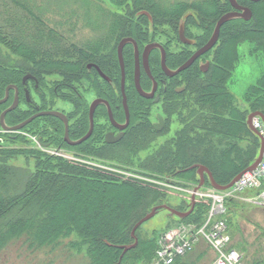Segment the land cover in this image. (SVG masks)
<instances>
[{"label": "rangeland", "instance_id": "1", "mask_svg": "<svg viewBox=\"0 0 264 264\" xmlns=\"http://www.w3.org/2000/svg\"><path fill=\"white\" fill-rule=\"evenodd\" d=\"M143 1V7H150L154 4L157 15L165 16L155 17L154 27L149 30L150 33L153 34V36L149 35L150 38L152 37L153 40L161 42L162 44H169L168 42L172 40L169 45L170 48L174 49L180 46V44L176 45L177 39L175 36L179 12L172 17L170 16V12L174 11L175 5L176 8L178 6L181 7V11L194 7L196 10L211 13L209 11L213 12L218 2V7H220V3L224 0ZM99 2L100 3L95 2L91 4L92 7L94 6V14L92 15V10L90 12V17H86L87 19H92L88 23L92 26L84 23L74 15L68 16L71 9L77 13L83 12L84 9L77 6L76 0L69 7H64L65 10L62 14L59 13L55 16L45 18V21L50 23L49 28L51 26L57 33L62 34L64 37L61 38L66 41V46L71 47L68 55L65 56L67 63L60 65L49 60H27L14 53L4 43L0 42V70L7 72V74L13 71L11 73L13 74L15 69H22L21 74H24L26 68L32 69L36 66L34 62L38 63V65L42 66L46 71L40 74L38 78L39 88L43 95L41 98L45 100L44 107H53L66 114L72 108L69 102V94L72 92L69 88L70 84L74 85L77 91L86 98L91 99L95 97L97 89L93 81L88 78L84 64L88 62V58L91 57V59L99 58L104 60L106 65L108 61L107 58L113 51L115 52L117 40L119 38V36H115L116 34L112 33L111 30L107 31L104 29L103 26L108 23L107 17L109 16L103 15L102 11L105 10L115 18L118 14L122 15V17L128 15L124 14V7L122 5H116L109 0H99ZM100 6H102V10L100 9V12L97 13L98 7ZM139 9H141V7ZM138 10L130 7L133 17V21L131 22L132 27H130L133 31L136 26V29L142 27L143 20H139L136 16ZM255 11L258 17L262 15L264 18V4H259ZM205 13H203L204 16L201 13L200 15L203 17H200L204 18V21L207 20L206 22L201 20L196 13L195 16H190L187 26L188 36H200L204 37L203 39L210 36L212 28L210 23L212 21L213 23L216 22L215 20L217 19L215 18L213 20L215 15L212 17H205ZM87 19H84L85 22ZM111 19L112 18L109 17L108 20L111 21ZM114 22L112 25L115 24ZM231 25L233 27L237 26V24H228L227 28L231 27ZM144 27L147 29V24H145ZM106 33L110 36L109 43L104 46L97 45V42L100 41ZM115 33L119 32L115 31ZM53 34L56 33L53 32ZM219 44L220 39H218L210 52V66H214L213 69L219 67V64L215 60V52ZM188 48L193 49V47ZM261 51H264V49L259 48L258 42L254 40L241 39L236 43V59L231 64L229 77L225 80L226 90L230 94L229 107L225 108L226 105L223 100L220 106L212 108L208 105L198 104L196 102L195 91L193 92L191 87H187V90L184 94H181V96H175V104H171L166 111L164 110V113L162 112L161 103L153 104L138 98L140 103L139 108L133 111V119L130 127L132 134L116 146L100 147L96 143L82 145V148L90 151L89 155L86 152H79V154H77L76 150L72 151L68 149L43 150L39 144L30 140L29 136L25 137V135H23L24 130L27 128L25 127L26 125L18 131H5L0 127V198L6 200L24 191V186L29 176L35 173L38 167H41V171L44 174H48L52 171L50 166L45 165L43 167L41 166L42 164L38 163L43 162L44 157L38 155V151H42L46 153V156H57L83 169H94L115 176L119 180L135 181L141 188L143 186L147 188L156 186L165 193V195L161 197L164 204L181 211H187L189 209L188 204L190 202V196L181 195L177 192V190L184 185L177 183L176 180L179 178L173 175L170 176L172 182L168 180L170 181L169 183L166 180L168 179L167 176L164 177V175L158 171V167L161 164L160 162L165 160L163 157L165 155L167 156L169 152L175 155L179 148H182V151L192 149L196 152L198 157L204 156L209 164L218 171L221 163V155L224 151L227 153L226 156H228V160H235L236 156L252 148L254 144L253 138L247 131L242 128L240 129L238 125L235 124L236 122H233V109L236 115L240 113L247 115L250 109H252L253 102L257 101L259 92L256 91L250 96L249 88L246 87L249 82L258 79L259 69L262 68L260 63L261 59L258 58L261 55ZM125 63L128 73L127 79L130 80L132 75V61L127 60L126 55ZM109 70L112 69L110 68ZM113 71L114 70H112V72ZM20 76L17 82H10L9 84H19ZM110 76L113 79L119 78L117 70L110 74ZM1 78L2 75L0 74V80ZM197 78L199 81H204L207 79V76L203 74L198 75ZM101 82H103V80H101ZM103 84L101 88L98 89H100V92L106 93L108 87L104 82ZM3 88L0 93V98L4 96L3 92L5 89L3 90ZM12 93V88H10L7 102L0 104V112L8 104L12 103ZM32 97L34 99L37 98L36 95H32ZM24 108V105L20 102L13 110H17L19 114H25L24 119H26V117H28L26 116L28 111H25ZM156 113H160L162 116L164 115L166 125L161 132L152 133L148 131V133L147 129L144 127L146 126L144 122L146 120L148 124V120L154 121ZM8 118H10L9 114H7L5 118L7 124H16V121L8 122ZM224 120L228 121V123ZM31 121L29 123L37 127L36 122L38 123L39 120L34 123ZM29 127L31 126H28V128ZM30 130L31 133H27L31 136H36V133L33 132L32 129ZM204 150H208L209 152H205ZM257 154L258 150L255 158ZM172 157L173 156L170 158ZM217 161L219 163H217ZM170 162L171 161L168 159V163ZM56 171L57 170L54 172ZM184 176L185 177L181 179H184L186 182L185 184L188 186L195 185L198 181L197 174V180H189L187 173ZM219 177L220 179L224 178L223 176ZM81 179L86 181V176L82 175ZM68 187L70 189L58 196L57 199L59 202L61 201V203H63V201L66 203V216L75 218L83 217L89 224L99 228L102 227V229L114 226L116 224L115 218L124 211L128 204L131 201H137L143 193H147L133 191L127 186L114 187L113 189L83 186V191L76 190V184H72ZM260 191V189H247L239 192L229 201L226 199L224 201L225 210L215 218V221L221 220L226 224L227 234L230 237L229 244L240 253L242 261L245 264H256V262H258L256 259L259 258H261V262L258 264H264V205L260 199ZM159 200H155L154 202L156 203ZM196 202H198L197 208L201 205H207L208 209V199L198 197ZM147 209L148 208L141 210V214L147 211ZM207 212L208 210L204 213L201 221L191 222L188 221L191 219L190 215L185 217L186 219L179 220L177 216H171L166 209L158 211L153 217L143 222L136 229L138 243L154 240L155 248L150 256L146 257L143 254L142 256L136 257V252H134L132 248L131 250L129 248L130 252L125 256L122 264H155L154 262L158 256L157 252L162 248L163 240L167 237L166 235H169L174 230L173 228L177 226H193L194 231H196V229L205 222ZM134 222L130 223V234ZM176 235L178 234L174 236ZM133 243L134 239L132 238V242L128 240L127 244L119 245V247L122 248V246L131 245ZM86 249L87 245L81 244L80 236L73 230L68 235L61 238L58 243L46 246L32 247L28 246L22 238L10 239L7 240L4 247L0 249V264H90ZM138 250H140V248ZM214 257L215 252L211 249L210 244L203 237H198L194 242L193 248L185 254L175 257L172 264H209Z\"/></svg>", "mask_w": 264, "mask_h": 264}, {"label": "trees", "instance_id": "2", "mask_svg": "<svg viewBox=\"0 0 264 264\" xmlns=\"http://www.w3.org/2000/svg\"><path fill=\"white\" fill-rule=\"evenodd\" d=\"M74 1L75 0H0V42L4 43L9 49H11V51L27 60H49L64 65L67 63L65 56L68 55L71 47L66 46V41L61 38L64 37L62 34L57 33V31L51 26L49 28L50 23H47L45 18L55 16L59 13L62 14L65 10L64 7H69ZM109 1L116 5H122L124 7V14H128V17H122V15L118 14L115 18L105 10L102 11L103 15L112 18L110 21L108 20L109 17H107L108 23L103 27L107 31L111 30L112 33L116 34L115 36H119L117 43L125 36L134 37L138 39L139 43L153 40L152 37L150 38L149 36H153L149 30L154 27L155 17H165L163 15H157L154 4L150 7H143V0ZM95 2L100 3L99 0H76L77 6L82 7L84 10L83 12L77 13L71 9L68 16L74 15L76 18L81 19L84 23L88 24L92 19H87L86 17H90V12L94 7H92L91 4H94ZM237 2L241 5L249 6L252 11V17L250 20H231L221 26L218 37V39H220V44L215 52V60L219 64V67L213 69L214 66H210L209 70L204 73V75L207 76V79L204 81L198 80L197 76L203 74L197 72L194 67H191L184 72L186 86L181 94L185 93L187 87H191L193 92L195 91L196 102L198 104L208 105L212 108L220 106V103H222L223 100L226 105L225 108L229 107L230 94L226 90L225 80L229 77L231 64L236 59L235 45L239 40L249 39L257 41L259 48L264 49V18L262 15L258 17L255 11L259 4H264V0H259L257 2L237 0ZM220 4L221 6L218 7V2L217 7L213 12L209 11L211 13L196 10L194 7H192L193 9L187 8L181 11V7L178 6L176 8L175 5L174 11L170 12V16L172 17L179 12V15L177 16V28L179 20L183 18L184 14H187L186 18H184L187 33L188 20L191 15L195 16V13L196 15H199V17L201 16V13L203 16V13H205V17H212L215 15L213 18L214 20L215 18L218 19L221 14L231 9L227 0H224ZM130 7L132 9L135 8V10H138L140 7L141 9L139 10H146L152 18V23L149 22L146 16L137 14L136 16L139 20H143L142 27L136 29V26L133 31L131 28L133 17ZM100 9L102 10V6L98 7L97 13L100 12ZM93 14L94 10L92 15ZM82 17L87 19V21L85 22ZM201 20L204 21L205 19L201 18ZM112 21H115L114 25H112ZM212 23L213 21L210 23L212 25L211 31L215 22ZM145 24L148 26L147 29L144 27ZM228 24H237V26L233 27L231 25V27L227 28ZM88 25L92 26L91 24ZM115 31H118L119 33H115ZM53 32L56 34H53ZM106 34L97 42V45L104 46L109 43L110 36ZM193 38L197 41V44L202 45L208 39H203L204 37L200 36ZM127 53L128 51L123 50L124 61L125 55L127 57ZM128 57L130 58V54H128ZM107 59L108 68H111L115 72L117 70V74L119 75L116 51H113ZM88 60H91V57L88 58ZM34 63L36 66L32 69L26 68V71L39 78L40 74H43L46 71L42 66L38 65V63ZM14 71L13 74H11L13 71L7 74V72L0 70V74L2 75L0 80V93L3 87V90L5 89L7 84L18 81L22 69H15ZM256 91L259 92L257 95L258 98L256 102H253L252 109H250L249 112L260 111L264 115V73L257 81V84L249 88V95L252 96ZM136 102L139 103V101ZM29 113L30 111H28L27 115ZM7 114L10 115L8 122L16 121L15 123L23 120L25 116V114H19L17 110H12ZM233 115V122H236L235 124L238 125L240 129L242 128L247 131V133L253 138L254 144L252 148L247 149V152L239 154L236 156L235 160H228V156H226L227 153L224 151L221 155L220 168L216 171L204 156L198 157L196 152L192 149L182 151V148H179L175 155H172L171 152H169L167 156L165 155L163 157L165 160L160 162L161 164L158 167V171L163 174L164 177L167 176L168 179L166 180L171 181L172 178H170V176L173 175L179 178L176 180L177 183L188 186L185 184V180L181 178H184V175L187 173L189 180H195L196 166L194 165H203L208 168L218 184H227L234 176L253 162L257 150L259 149L258 137L246 124L245 118L248 114H245L246 116L241 113L236 115L235 110L233 109ZM224 121L228 123V121ZM144 124H146V126H144ZM144 124L143 126L147 129V132L151 131L152 133H155L150 129V126L146 122H144ZM27 131L30 132L31 130L29 129ZM87 151L89 150L82 148L76 150V153L79 154V152H86L89 155L90 151ZM204 151L209 152L208 150ZM38 155L44 157L43 162L38 163L42 164L41 166L43 167L45 165L50 166L52 171L48 174H44L41 171V167H38V170L29 176L28 181L24 186V191H21L19 195L7 198L6 200L0 198V249L4 247L7 240L16 238L24 239L27 245L32 247L52 245L58 243L61 238L68 235L73 230L80 236L81 244L87 245L86 254L90 259V264H122L125 256L130 252L131 248L130 250L123 251V248L119 247V245L127 244L128 240L132 242L133 237L129 232L130 223L135 221V224L152 207L164 204L161 200V197L165 195L162 189H159L156 186L153 188L143 186L141 188L135 181L119 180L115 176L94 169H83L67 162L66 160L60 159L57 156H46V153L42 151H38ZM171 156L173 157L170 158ZM168 159L171 161L170 163H168ZM217 163L219 162L217 161ZM55 170L57 171L54 172ZM82 175L86 176V181L81 179ZM219 176H223L224 178L220 179ZM72 184H76V190L79 191H83V186H94L104 189L127 186L133 191L147 193H143L141 195L142 198L139 197L137 201H131L124 211L115 218L116 224L114 226L102 229V227L99 228L89 224L83 217L75 218L66 216V203H64V201L61 203V201L59 202L57 199L62 193L68 191L70 189L68 186ZM208 184V180L205 176V186H208ZM155 200L159 201L155 203ZM229 200L231 199H228V201ZM197 203L198 202H195L193 210L189 214L191 219L188 221L198 222L203 219V215L207 211V205H201L197 208ZM146 208H148L147 211L141 214V210ZM135 236L137 238L136 231ZM138 247L140 250H138ZM154 248V240L143 241L142 243H138L137 240V244L132 247L133 251L136 252V257L142 256L143 254L148 257ZM260 259L261 258L256 259L258 261L256 264L261 262Z\"/></svg>", "mask_w": 264, "mask_h": 264}, {"label": "flooded vegetation", "instance_id": "3", "mask_svg": "<svg viewBox=\"0 0 264 264\" xmlns=\"http://www.w3.org/2000/svg\"><path fill=\"white\" fill-rule=\"evenodd\" d=\"M185 35L188 38L193 39L194 42L192 44H186L181 42L178 37V26L175 31V36L177 39L176 45L180 44L179 47H176L174 49L170 48L169 44L170 42H172V40L168 42L169 44L167 43L162 44L161 42H158L164 49L165 65L168 67L169 70H175L176 68H178L199 47L202 46V44H197V41L193 37L188 36V34L186 33V28H185ZM125 37H131V36H125ZM132 39L135 41L136 46L138 48V57L140 62L139 64L140 86L144 91L149 92L152 89L153 84L150 77L144 70L143 62H142V51L145 44L153 42L155 40H148L145 43H139L138 39L134 37ZM188 47H193V49H189ZM123 50L128 51L127 57L128 54H130V58L128 57L127 60L132 61V75L130 80L127 79L128 73L126 71V63L124 61L125 63L124 93L126 97L128 120L126 116V110L123 104V97L121 91V73H120L118 60L117 63L119 69V78L113 79L110 76V74H112L114 71L112 72V70H109L110 68H108L107 63L105 65L104 60L99 58L98 59L92 58L91 60L85 63V71L88 74V78H90L93 81L94 86L97 89V94L95 95V97L88 99L83 94L79 93L74 85L72 84L69 85V88L72 91L69 94V98H70L69 102L71 103L72 108L67 112V114L60 111L66 117L67 134L65 135V124L62 119L52 115H43L41 117H36L31 121V122H36L37 120H39L38 123L36 122L37 127L36 125L32 126V124L28 123L25 126L27 128L24 130L23 135L27 137L28 135H30L27 133L28 132L27 130L32 129L36 133V139L38 141V144L40 143L46 148H51V149H68L75 151L78 149H82V145H89V143L90 145L96 143L100 147H111L113 145H118L124 139L128 138L130 134H132V130L130 127L133 119V111L136 108H139L140 103L136 102L139 101L138 98L146 100L153 104L161 103L162 112L164 113V110L166 111L171 104H175V96L178 95L181 96V93L183 92L185 87L184 72L186 70H188L191 67H194L197 72L204 74L210 68L209 57L211 50L196 57L194 61L187 68L173 75H167L161 66L160 49L158 47H155L149 52L147 57V62H148L149 71L153 79L156 81V88L154 90L153 95L150 98H145L139 95L133 81V69L135 62L134 45L130 42L126 43L123 47ZM99 72H102L106 78L102 77ZM26 73L28 72L25 71L24 74H21L19 84L14 83L15 85L18 86L17 106L21 102V104H23L25 107L24 108L25 111H30V113L27 115L28 117L38 111L56 110L53 107H44L45 100H42L41 98L43 97V95L42 92L40 91L39 79L37 77L35 78L36 82L33 78L28 77L25 85L23 84L22 77ZM101 80H103V82L107 84L108 88L106 90V93H102L99 91L100 89H98L101 88L103 84ZM25 89H27L28 91L29 99H27L26 97ZM12 92H13L12 96H14L13 88H12ZM32 95L33 96L36 95L37 98L34 99ZM6 102L7 100L4 103ZM93 102H95V104L93 107V113L91 118L90 106ZM108 108L110 110L112 120L109 116ZM158 116H160L163 121V125L160 130H156L154 128V126H156L159 123ZM91 120H92V129L90 135L87 138H85L82 142L80 141L79 143L76 144L69 143L79 140L87 133V131L90 128ZM147 122H149L148 125L150 126V129L154 132H161L166 125L165 117L164 115L162 116V114L160 113L155 114L154 121L148 120ZM28 125L31 127L28 128ZM121 126H123V128H121ZM107 134H110L109 135L110 138H113L119 134L121 135V137L119 138V140L115 142H107L106 140Z\"/></svg>", "mask_w": 264, "mask_h": 264}, {"label": "water", "instance_id": "4", "mask_svg": "<svg viewBox=\"0 0 264 264\" xmlns=\"http://www.w3.org/2000/svg\"><path fill=\"white\" fill-rule=\"evenodd\" d=\"M249 1L252 2V1H259V0H249ZM228 2H229V4H230L232 9L224 12L223 14H221L218 17V19L216 20V22L214 24V27H213L212 32H211V35L208 38V40L201 47H199L185 62H183L175 70H169L168 67L165 65V52H164L163 47L158 42H150V43H147V44L144 45L143 51H142L143 67H144V70L146 71V73L148 74V76L150 77V79L152 81V84H153L152 89L149 92L144 91L141 88V86H140V82H139V80H140V65H139L140 62H139V57H138V48L136 46L135 41L131 37H123V38H121L119 40V42L117 44V47H116V54H117V59H118L119 67H120L121 91H122V97H123V104H124V107H125V110H126L127 120H128V114H127V107H126V97H125V93H124V81H125V69H124V59H123V47H124V45L126 43H129V42L134 45L135 62H134V69H133V81H134L136 90L139 93V95H141V96H143L145 98H150L153 95L154 90L156 88V81L153 79V77H152V75H151V73L149 71V67H148L147 57H148L149 52L155 47H158L160 49V52H161V66H162V69L164 70V72L167 75H173V74H175V73L187 68L194 61V59L196 57H198L199 55H202L203 53L207 52L208 50H210L215 45V43L217 42L218 37H219L220 28H221V26L224 23H226L228 21H231V20H235V19L250 20V18L252 17V11H251L249 6L241 5V4H239L237 2V0H228ZM138 14L146 15L148 17V19L150 20V22H152L151 16H150V14L147 11L142 10V11H139ZM185 17L186 16H184V18ZM178 37H179L181 42L186 43V44H192L194 42L192 39H189L188 37L185 36L183 19H181L179 21ZM99 73H100V75L102 77H105V75L102 72H99ZM28 77L33 78L35 80V82H36V79H35L34 76H31L30 74H26V75H24L22 77V82H23L24 85H25L26 80H27ZM36 85H37V83H36ZM10 88L14 89L13 101H12V103L9 106L4 108L0 112V126H1V128L3 130H5V131H18L22 127L27 125L31 120L35 119L36 117H39L41 115H52V116L58 117V118H60V119H62L64 121V124H65V135L67 134L66 117H65V115L62 112L57 111V110L38 111V112L30 115L26 119L20 121L19 123H16L14 125L6 124L5 123V115H6V113L11 111V110H13L17 106V103H18V88L14 84H9V85L6 86V88L4 90V96L2 98H0V104L4 103L7 100ZM25 91H26L25 92L26 93V97H27V99H29L27 89H25ZM94 104H95V102H93L91 104V106H90V117L91 118H92ZM108 111H109V116L111 118V113H110L109 108H108ZM254 116H259L262 119L263 123H264V115L260 111H254V112L249 113L248 116H247V119H246V123H247L248 128L250 130H252V132H254L255 134H258L257 131L252 127V124H251V119ZM158 117H159V123L156 126H154V128L156 130H160L162 128V125H163V121H162L161 117L160 116H158ZM111 120H112V118H111ZM121 128H123V126H121ZM91 129H92V120H91V123H90L89 130L87 131V133L82 138H80L79 140H76L74 142H69V141L68 142L69 143H75V144L79 143L80 141H82L83 139L87 138L90 135ZM109 135L110 134H107V136H106L107 142H115V141L119 140V138L121 137L120 134L115 136V137H113V138H110ZM258 136H259V139H260V146H259V151H258L257 157L244 170H251V169L255 168L256 165L259 163L261 157H262V152L264 150V138L262 136H260V135H258ZM194 166L197 167V173L199 174V182L194 187L195 190H197L198 188H200V187H202L204 185V174L207 175V178H208V181H209V184H210L211 187H213L216 190H224V189H227L228 187H230L240 177L241 173L244 171V170H242L241 172H239L227 184L221 185V184H218L214 180V178H213L211 172L208 170V168H206L203 165H194ZM194 203H195V196L192 194L191 198H190V206H189V209L187 211H181V210H178L176 208L170 207V206L165 205V204L152 207L150 209V211L147 212L142 218H140L134 224V226L132 227L131 236L134 238V243L131 244V245H127V246H122V248L125 251V250L135 246L136 240H137V238L135 236V231H136L137 227L139 225H141L143 222H145L146 220H148L151 217H153L159 209H162V208L166 209L171 215H175V216H177L179 218H184V217L188 216L192 212L193 207H194Z\"/></svg>", "mask_w": 264, "mask_h": 264}, {"label": "built area", "instance_id": "5", "mask_svg": "<svg viewBox=\"0 0 264 264\" xmlns=\"http://www.w3.org/2000/svg\"><path fill=\"white\" fill-rule=\"evenodd\" d=\"M254 128L264 137V126L259 117L252 119ZM177 188V187H176ZM247 189H260V199L264 205V151L259 163L251 170H244L240 177L226 190L217 191L205 189L193 191L189 188H179L178 191L209 200L206 220L196 231L193 226H177L166 235L162 248L157 252L155 264H171L174 258L190 251L198 237H203L215 252L214 259L209 264H245L240 253L229 244L226 224L215 221V218L225 210L224 201L232 199L236 194ZM175 234H178L174 236Z\"/></svg>", "mask_w": 264, "mask_h": 264}, {"label": "crops", "instance_id": "6", "mask_svg": "<svg viewBox=\"0 0 264 264\" xmlns=\"http://www.w3.org/2000/svg\"><path fill=\"white\" fill-rule=\"evenodd\" d=\"M260 58V63L262 65V68L259 69V74H258V79H254L251 82H249L247 84L246 88H250L252 85H256L257 81L259 80V78L261 77V75L264 73V51H261V55L258 57Z\"/></svg>", "mask_w": 264, "mask_h": 264}]
</instances>
